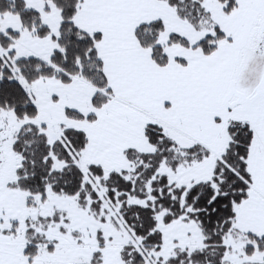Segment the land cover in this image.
Returning <instances> with one entry per match:
<instances>
[{
    "label": "snow or ice",
    "instance_id": "6c2138e0",
    "mask_svg": "<svg viewBox=\"0 0 264 264\" xmlns=\"http://www.w3.org/2000/svg\"><path fill=\"white\" fill-rule=\"evenodd\" d=\"M0 264H264V0H0Z\"/></svg>",
    "mask_w": 264,
    "mask_h": 264
}]
</instances>
